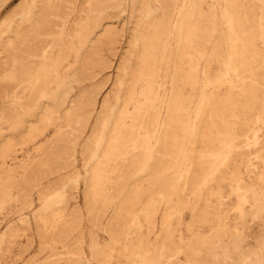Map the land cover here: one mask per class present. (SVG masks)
I'll use <instances>...</instances> for the list:
<instances>
[{"label":"rangeland","instance_id":"1","mask_svg":"<svg viewBox=\"0 0 264 264\" xmlns=\"http://www.w3.org/2000/svg\"><path fill=\"white\" fill-rule=\"evenodd\" d=\"M161 1L0 0V264H141L134 252L138 239L160 264H264V0H240L254 45L239 59H233L234 48L225 46L226 0H208V11L220 23L210 43L199 39L202 30H179L194 0H179L170 30H156L164 11ZM185 33L190 41L182 39ZM215 41L222 47L218 56ZM242 65L257 81L246 96L238 80L251 73L241 71ZM142 71L146 78L137 82ZM221 71H229V81H216ZM186 74L193 75L192 84L185 85ZM61 92L64 101L59 103ZM46 116L49 120H43ZM124 119L132 139L149 125L155 127V139H140L143 150L126 149ZM107 134L114 143L103 144L102 151L110 159L92 163L95 143L108 140ZM156 144L162 154L148 155ZM205 148L217 157L202 158ZM58 188L65 190L64 197L42 211ZM152 199L156 213L151 218L146 207ZM91 205L104 208L99 224ZM133 212H139L142 224L134 232L136 240L119 233L125 223L134 226ZM66 229H71L68 239L60 243ZM162 240L165 246L158 251ZM95 243L107 248V259L93 255ZM172 246H179L178 254Z\"/></svg>","mask_w":264,"mask_h":264},{"label":"bare ground","instance_id":"2","mask_svg":"<svg viewBox=\"0 0 264 264\" xmlns=\"http://www.w3.org/2000/svg\"><path fill=\"white\" fill-rule=\"evenodd\" d=\"M121 1V0H120ZM141 1V0H140ZM149 1V0H148ZM257 1V0H256ZM155 2V1H154ZM158 2V1H157ZM120 3V2H119ZM118 3V4H119ZM178 3H179V0H162L161 1V5L160 6H162L163 7V9H164V11H162L163 12V15H162V17L161 18H159L160 19V22L159 23H156V30H170V27H171V24H172V19H173V15H174V11H175V9H176V6L178 5ZM140 4V3H139ZM150 5V4H149ZM141 6V5H140ZM213 7H214V5H213ZM163 9H161V10H163ZM209 9H212V8H209ZM216 12V11H215ZM145 13V12H144ZM148 13V12H147ZM213 10H211V11H208V0H194V4H192L191 5V7L189 8V10L187 11V13L185 14V15H183L182 17H181V22H180V24H179V30H196V31H203V33L205 34V35H203L201 38H199V39H201V40H203V41H205L206 43H210V42H213V38H215L216 37V33H217V30L220 28L219 27V21H218V19H216L215 17H214V15H213ZM132 14V13H131ZM134 14V13H133ZM158 14V13H157ZM147 15V14H146ZM151 16V15H150ZM161 16V15H160ZM157 17V16H156ZM155 18V17H154ZM24 19V18H23ZM150 19V18H149ZM146 20V19H145ZM141 21V20H140ZM148 21V20H147ZM155 21V20H154ZM137 23V22H136ZM147 23V22H146ZM261 23V22H260ZM154 24V23H153ZM244 24H245V15H244V11H243V5H242V3L240 2V0H226V6H225V8H224V28H223V30H225L226 31V33H227V35L225 36V38H226V42H225V46H226V48L227 49H229V48H234L235 49V51L233 52V56H234V58L233 59H239V58H241V57H244L245 56V53H246V51L250 48V46H253L254 45V40H250V38L248 37V34L246 33V31H245V27H244ZM139 25V24H138ZM141 25V24H140ZM148 25V24H147ZM137 27V26H136ZM153 27V26H152ZM150 29H152V28H150ZM21 30V29H20ZM19 30V31H20ZM141 30V29H140ZM149 30V29H148ZM147 32V31H146ZM154 32V31H153ZM162 32H164V31H162ZM161 32V33H162ZM191 32V31H190ZM159 33V32H158ZM160 33V34H161ZM234 35V38H230V35ZM147 35V34H146ZM158 35V34H157ZM191 35H193V34H191ZM112 38V37H111ZM145 38V37H144ZM190 38H191V36H190V33H185L184 35H182V39H185V40H187V41H190ZM152 39H153V37H152ZM151 39V40H152ZM147 41V40H146ZM139 42V41H138ZM151 42V41H150ZM150 42H147V43H150ZM142 43H143V41H142ZM153 43V42H152ZM164 43V42H163ZM189 43V42H188ZM139 44V43H138ZM145 44V43H144ZM232 44L234 45V46H232ZM164 45V44H163ZM214 45H215V48L217 49V54H216V56H218V50H222V47L220 48V46H221V44H220V42L219 41H215V43H214ZM146 46H147V44H146ZM149 46V45H148ZM159 46V45H158ZM157 46V47H158ZM166 46V45H165ZM192 46V45H191ZM145 48V47H144ZM153 48H155V47H153ZM161 48V47H160ZM149 49L151 50V47H149ZM162 49V48H161ZM146 50H147V48H146ZM139 52V51H138ZM192 52V51H191ZM162 53V52H161ZM140 54V53H139ZM145 54H147V53H145ZM144 55H142V57H143ZM148 56V55H147ZM145 57V56H144ZM190 58H193V57H191L190 56ZM257 58V57H256ZM232 59V58H231ZM145 60V59H144ZM148 60V59H147ZM149 61V60H148ZM148 61H146V62H148ZM143 62V61H142ZM152 62H154L153 60H152ZM193 62V59H192V61L190 62V64ZM155 63H157V62H155ZM151 64V63H150ZM153 64V63H152ZM161 64V63H160ZM142 65V64H141ZM148 65H149V63H148ZM156 65V64H155ZM152 66V65H151ZM150 66V67H151ZM157 66V65H156ZM186 66H188V65H185V67ZM236 66V65H235ZM128 67V66H127ZM146 67V66H145ZM184 67V68H185ZM240 67V70L242 71H247L248 73H251V77L249 76H239V78H240V80H238V83H239V85L240 86H242V88H243V93H242V96L244 95V96H246L247 94H248V90H249V88H248V86H255L256 84H257V81H256V79L254 78V73H253V71L249 68V66H245V65H242V66H239ZM238 67V68H239ZM143 69V68H142ZM141 69V70H142ZM126 70V69H125ZM127 70H128V68H127ZM160 70V69H159ZM158 70V71H159ZM182 70H184V69H182ZM193 70H195L194 68H193ZM133 71H135V70H133ZM144 71H145V68H144ZM146 71H147V69H146ZM145 71V72H146ZM150 71V70H149ZM152 71V70H151ZM150 71V72H151ZM178 71V70H177ZM191 71V70H190ZM39 72V71H38ZM186 72H188V71H186ZM236 72V71H235ZM64 73H66V72H64ZM127 73V72H126ZM147 73H148V71H147ZM154 73V72H153ZM190 74H191V72H189ZM69 73H67V75H68ZM131 74V73H130ZM183 74V73H182ZM181 74V75H182ZM190 74H186V76H185V80H184V82H185V85H186V83L188 84H190L191 82H193L192 80H193V75L191 76ZM61 75V74H60ZM72 75H73V73H72ZM125 75V74H124ZM134 75V74H133ZM132 75V76H133ZM138 75H140V74H138ZM148 75H150V74H148ZM176 75H177V73H176ZM180 75V76H181ZM228 75H229V71H221V72H219V73H217L216 74V76H215V78L217 79L216 81H218V82H227V81H229V77H228ZM69 76V75H68ZM145 75H144V73H143V71H142V74L140 75V77H138L139 78V80L137 81V82H139V81H142L143 79H145L146 77H144ZM151 76V75H150ZM183 76V77H184ZM72 77V76H71ZM177 77V76H176ZM183 77H182V79H183ZM73 78H74V76H73ZM125 78V77H124ZM133 78H134V76H133ZM39 79H40V77H39ZM60 79V78H59ZM65 79V78H64ZM126 79V78H125ZM129 79V78H128ZM148 79V78H147ZM157 79V78H156ZM75 80H76V78H75ZM74 80V81H75ZM151 80V79H150ZM154 80H155V78H154ZM35 81V80H34ZM72 81V80H71ZM122 81V80H121ZM134 81V80H133ZM181 81V80H180ZM195 81H197V80H195ZM194 81V82H195ZM58 82H59V80H58ZM58 82H57V84H58ZM127 82V81H126ZM128 82H130V81H128ZM56 83V82H55ZM121 83V82H120ZM176 83V82H175ZM65 84H67V83H65ZM124 84V83H123ZM122 84V85H123ZM136 84V83H135ZM150 84V83H149ZM192 84V83H191ZM220 84V83H219ZM56 85V84H55ZM59 85H61V86H63L62 84H59ZM69 85V84H68ZM121 85V84H120ZM127 85H129L127 88H129V87H131L130 86V84H127ZM140 85V84H139ZM157 85H158V83H157ZM176 85V84H175ZM178 85V84H177ZM179 85H180V83H179ZM215 85V84H214ZM228 85V84H227ZM226 85V86H227ZM259 85V84H258ZM132 86L134 87V84H132ZM150 86V85H149ZM153 86V85H152ZM156 86V85H155ZM184 86V85H183ZM57 87V86H56ZM67 87V86H66ZM69 87V86H68ZM67 87V88H68ZM136 87V86H135ZM147 87V86H146ZM181 87H182V85H181ZM216 87H218V85L216 86ZM229 87H231V86H229ZM52 88V87H51ZM54 88V87H53ZM58 88H59V86H58ZM69 88H71V87H69ZM174 89H175V87H173ZM177 89H178V87H176ZM180 88V87H179ZM66 89V88H65ZM124 89V88H123ZM148 89H149V87H148ZM53 90H55V89H53ZM133 90H136V89H133ZM132 90V91H133ZM176 90V89H175ZM175 90H173L174 92H175ZM63 91V90H62ZM130 91V90H129ZM178 91V90H177ZM179 91H182V89L181 90H179ZM60 92V91H59ZM120 92H121V90H120ZM250 92V91H249ZM150 93V92H149ZM151 93H153V92H151ZM177 93V92H176ZM183 93V92H182ZM125 94H127V93H125ZM154 94V93H153ZM122 95V94H121ZM133 95V94H132ZM131 95V97H133ZM172 96L174 95V94H171ZM178 95V94H177ZM251 95V94H250ZM127 96V95H126ZM155 96V95H154ZM167 96V95H166ZM178 96H180V95H178ZM241 96V97H242ZM57 97H58V102L59 103H61L62 101H64V96L62 95V92L61 93H59L58 95H57ZM118 97H119V95H118ZM128 98H129V95L127 96ZM126 97V98H127ZM136 97V96H135ZM174 97V96H173ZM181 97V96H180ZM182 97H185V96H182ZM125 98V97H124ZM134 98V97H133ZM152 98H153V96H152ZM159 98V97H158ZM162 98H164V97H162ZM231 98V97H230ZM118 99V98H117ZM135 99V98H134ZM151 99V98H150ZM179 100H180V98H178ZM182 99V98H181ZM241 98H238L236 101H239ZM120 100V99H119ZM127 100V99H126ZM138 100V99H137ZM171 100V99H170ZM173 100V99H172ZM186 100V99H185ZM35 101V100H34ZM139 101V100H138ZM152 101H153V99H152ZM154 101H156V100H154ZM175 101V100H174ZM178 101V100H177ZM183 101L184 100H180V102H182L183 103ZM230 101V99L228 100V102ZM129 102V101H128ZM140 102V101H139ZM150 102V101H149ZM162 102H163V100H162ZM186 102V101H185ZM234 102V101H233ZM56 103V102H55ZM83 103V102H82ZM126 103V102H125ZM131 103V102H130ZM164 103V102H163ZM231 104H232V102H230ZM58 104V103H57ZM178 104V103H177ZM180 104V103H179ZM237 103H235V105H236ZM125 105V104H124ZM127 105H128V103H127ZM170 105V104H169ZM182 105V104H181ZM228 105H229V103H228ZM234 105V106H235ZM49 106V105H48ZM56 106V105H55ZM61 106H62V104H61ZM120 106H121V104H120ZM140 106H142V103H141V105ZM145 106V105H144ZM162 106V105H161ZM187 106V105H186ZM205 106V105H204ZM45 107V106H44ZM57 107H59L58 105H57ZM82 107V106H81ZM80 107V108H81ZM122 107V106H121ZM128 107V106H127ZM139 107V106H138ZM171 107V106H170ZM183 107H185V106H183ZM50 108V107H49ZM142 108V107H141ZM149 108V107H148ZM173 108V107H172ZM175 108V107H174ZM232 108V107H231ZM62 109V108H61ZM117 109H118V107H117ZM128 109V108H127ZM145 109H146V107H145ZM159 109H160V107H159ZM188 109H189V107H188ZM121 110H122V108H121ZM150 110V109H149ZM176 110V109H175ZM174 110V111H175ZM190 110V109H189ZM201 110V109H200ZM199 110V111H200ZM202 110H203V108H202ZM116 111H118V110H116ZM129 111V110H128ZM128 111H126V112H128ZM188 111V110H187ZM46 112H48V111H46ZM66 112V111H65ZM130 112V111H129ZM128 112V113H129ZM205 112V111H204ZM58 113V112H57ZM121 113H122V111H121ZM123 113H125V110H124V112ZM122 113V114H123ZM133 113V112H132ZM144 113V112H143ZM148 113V112H147ZM198 113H200V112H198ZM117 114V113H116ZM115 114V115H116ZM130 114V113H129ZM138 114H139V112H138ZM168 114V113H167ZM79 115V114H78ZM121 115V114H120ZM132 115V114H131ZM143 115V114H142ZM148 115V114H147ZM160 115H161V113H160ZM159 115V116H160ZM173 115V114H172ZM175 115V114H174ZM198 115V114H197ZM133 116V115H132ZM138 116V115H137ZM71 117V116H70ZM104 117V116H103ZM145 117V116H144ZM174 117V116H173ZM68 118V117H67ZM72 118V117H71ZM71 118H69V119H71ZM74 118V117H73ZM76 118H77V120H79V121H81V119H82V116H76ZM125 118V117H124ZM134 118V117H133ZM138 118V117H137ZM140 118H142V117H140ZM151 118V117H150ZM209 118H210V116H209ZM18 119H21V118H18ZM49 120V117L48 116H46L45 118L43 117V120ZM104 119H105V117H104ZM114 119H115V117H114ZM113 119V120H114ZM126 119V118H125ZM122 120V124H123V128H122V132L124 133V138L122 137V139H124L125 140V145H126V149H128V150H135V149H137V148H140V150H143V149H141V147H139V145H140V143L141 142H139V140L140 139H142L141 141H143V142H145V143H147V142H150V141H152V140H154L155 139V136H156V130H155V127L153 128V126H151L150 127V125L146 128V130H145V133L141 136V135H139L137 138V140L135 139H132L131 137H132V132L130 131V130H128L127 129V125L129 124H127V121L126 120ZM132 119V118H131ZM136 119V118H135ZM147 119V118H146ZM153 119V118H152ZM151 119V120H152ZM200 119V118H199ZM21 120H23V119H21ZM40 120V119H39ZM51 120V119H50ZM75 121H76V119H74ZM120 120V119H119ZM128 120V119H127ZM134 120V119H133ZM141 120V119H140ZM158 120H160V119H158ZM175 120V119H174ZM15 121V120H14ZM71 121V120H70ZM75 121H73V124H75L74 122ZM116 121V120H115ZM114 121V122H115ZM118 121V120H117ZM145 121V120H144ZM150 121V120H149ZM18 122V121H17ZM24 122V121H23ZM166 122V121H165ZM173 121L171 120V123H172ZM71 123V122H70ZM79 123V122H78ZM110 123V122H109ZM139 123V122H138ZM137 123V124H138ZM144 123V122H143ZM149 123V122H148ZM175 123V122H174ZM173 123V124H174ZM177 123V122H176ZM175 123V124H176ZM73 124H71L72 126H73ZM112 124H113V122H112ZM116 124V123H115ZM153 124V123H152ZM172 124V125H173ZM182 124V123H181ZM78 125V124H77ZM119 125V124H118ZM130 125V124H129ZM128 125V126H129ZM144 125H146V124H144ZM156 125V124H155ZM69 126V125H68ZM111 126V125H110ZM110 126H109V128H110ZM136 126V125H135ZM135 126H133V127H135ZM170 126H171V124H170ZM169 126V127H170ZM32 127H33V125H32ZM74 127V126H73ZM114 127H115V125H114ZM118 127V126H117ZM130 127V126H129ZM141 127H143V126H141ZM141 127H140V129H141ZM164 127H166V126H164ZM72 128V127H71ZM126 128V129H125ZM157 128V127H156ZM61 129V128H60ZM113 129V128H112ZM115 129V128H114ZM113 129V130H114ZM132 129V128H131ZM137 129V128H136ZM163 129V128H162ZM171 129V128H170ZM209 129V128H208ZM28 130V129H27ZM108 130V129H107ZM110 130H111V128H110ZM126 130V131H125ZM41 131H42V129H41ZM45 131V130H44ZM117 131V130H116ZM141 131H142V129H141ZM208 131V130H207ZM206 131V132H207ZM210 131H211V129H210ZM109 132V131H108ZM135 132V131H134ZM209 132V131H208ZM227 132V131H226ZM106 133V132H105ZM114 133H116L115 131H114ZM132 133V134H131ZM212 132H210V134H211ZM109 134V133H108ZM106 135V136H109V135ZM113 134V133H112ZM135 134V133H134ZM140 134V133H139ZM197 134V133H196ZM209 134V135H210ZM31 135V134H30ZM67 135V134H66ZM120 135V134H119ZM213 135V134H212ZM105 136V135H104ZM105 136V137H106ZM229 136V135H228ZM116 137V136H115ZM215 137V136H214ZM62 138V137H61ZM75 138V137H74ZM110 138H111V140H112V137H110L109 136V139L108 140H105L104 138H102V139H99L98 140V142H96L94 139L92 140V141H95L96 143V145H95V151L93 152V154H91L92 156V163H95V162H99L100 163V160L102 159V157H110L109 155H107V154H105L102 150V148H103V146L106 144V143H108V141H109V144H113L112 142L110 143ZM160 138V137H159ZM178 139V138H177ZM206 139H208L207 137H206ZM63 140H65V138L63 139ZM165 140H168V139H165ZM194 140V139H193ZM208 140H210V139H208ZM59 141H60V137H59ZM68 141V140H67ZM121 141V140H120ZM211 141H212V139H211ZM117 142V141H116ZM124 142V141H123ZM209 142V141H208ZM61 143H62V141H61ZM118 143V142H117ZM191 143H193L192 141H191ZM212 143V142H211ZM5 144V143H4ZM69 144V143H68ZM67 144V145H68ZM104 144V145H103ZM119 144H120V142H119ZM124 144V143H123ZM64 145V144H63ZM66 145V144H65ZM108 145V144H107ZM125 145H122V146H125ZM145 145V144H144ZM143 145V146H144ZM119 146V145H118ZM220 146V145H219ZM218 146V147H219ZM18 147V146H17ZM64 148H66L65 146H63ZM62 147V148H63ZM104 147H106V146H104ZM109 147V146H108ZM149 147V146H148ZM206 147V146H205ZM220 147H222V146H220ZM23 148V147H22ZM60 148V147H59ZM71 148V147H70ZM110 148H113V147H109V149ZM117 148H119V147H117ZM125 148V147H124ZM223 148V147H222ZM69 149V148H68ZM107 149V148H106ZM109 149H107V150H109ZM120 149V148H119ZM118 149V150H119ZM123 149V148H122ZM10 150H12V149H10ZM65 150V152H66V149H64ZM71 150V149H70ZM111 150V149H110ZM118 150H116V151H118ZM147 150H149V152H148V155H160V154H162L161 153V150L159 149V147H158V145L156 144V145H153V147L151 146V148L150 149H147ZM9 151V150H8ZM56 151V150H55ZM58 151H60V150H58ZM69 151V150H68ZM120 151V150H119ZM145 151V150H144ZM108 153H109V151H107ZM114 152V151H113ZM140 152V151H139ZM220 152V151H219ZM1 153V152H0ZM59 153H62V151L61 152H59ZM58 153V154H59ZM111 153V152H110ZM109 153V154H110ZM134 153V152H133ZM132 153V154H133ZM142 153V152H141ZM195 153V152H194ZM63 154L65 155V153L63 152ZM113 154V153H112ZM119 154V153H118ZM128 154V153H127ZM146 154V153H145ZM196 154V153H195ZM198 154V153H197ZM62 155V154H61ZM148 155H146L144 158H143V162H142V166H141V168H144L145 166H146V161H147V159H148ZM175 155V154H174ZM201 156H202V158L203 157H208V158H216L217 156L215 155V154H213L210 150H208V149H204L202 152H201V154H200ZM56 156V155H55ZM63 156V155H62ZM90 156V155H89ZM88 156V157H89ZM173 156V155H172ZM2 157V156H1ZM60 157V156H59ZM66 157V156H65ZM71 157V156H70ZM112 157V156H111ZM125 157V156H124ZM164 157V156H163ZM167 157V156H166ZM39 158V157H38ZM53 158H55L54 156H53ZM68 158V157H67ZM117 158H119V157H117ZM188 158V157H187ZM57 159V158H56ZM59 159V158H58ZM110 159V158H109ZM86 160H87V158H86ZM174 160V159H173ZM192 159H190V161H191ZM208 160V159H207ZM213 160V159H212ZM217 160V159H216ZM64 161V160H63ZM104 160L102 159V162H103ZM114 161V160H113ZM197 161H198V159H197ZM107 162H108V159H107ZM111 162V161H110ZM116 162V161H115ZM127 162V161H126ZM33 163V162H32ZM88 163V162H87ZM98 163V164H99ZM132 163V162H131ZM154 163V162H153ZM173 163V162H172ZM187 163V162H186ZM199 163V162H198ZM57 164V163H56ZM61 164V163H60ZM111 164H113V162L111 163ZM133 164V163H132ZM132 164H128V165H132ZM134 164H136V163H134ZM178 164H179V162H178ZM178 164H176V166L178 165ZM189 164V163H188ZM187 164V165H188ZM43 165V164H42ZM46 165V164H45ZM90 165V164H89ZM94 165V164H93ZM106 165V164H105ZM124 165V164H123ZM61 166H63V163H62V165ZM91 166V165H90ZM89 166V167H90ZM99 166V165H98ZM120 166H122V165H120ZM126 166H127V164H126ZM191 166H192V164H191ZM190 166V167H191ZM39 167H41V166H39ZM92 167V166H91ZM97 167V166H96ZM100 167V166H99ZM127 167H129V166H127ZM42 168V167H41ZM56 168V167H55ZM59 168H61V167H59ZM103 168H105L104 166H103ZM147 168H148V166H147ZM172 168V167H171ZM180 168V167H179ZM120 169H121V167H120ZM186 169V168H185ZM190 169V168H189ZM188 169V170H189ZM46 170V169H45ZM127 170H129V169H127ZM131 170V169H130ZM118 171V170H117ZM120 171V170H119ZM123 171H125V170H123ZM149 171V170H148ZM151 171V170H150ZM121 172V171H120ZM127 172V171H126ZM152 172H154V171H152ZM169 172V171H168ZM194 172V171H193ZM124 173V172H123ZM146 173H148V172H146ZM171 173V172H170ZM254 173V172H253ZM95 174V173H94ZM94 174L93 175H91V177L92 176H94ZM131 174H132V172H131ZM130 174V175H131ZM161 174H163V173H161ZM172 174V173H171ZM186 174V173H185ZM194 174H195V172H194ZM129 175V176H130ZM146 176H152V174H145ZM154 175V174H153ZM164 175V174H163ZM167 175H169L168 173H167ZM122 176V175H121ZM127 177H128V175H126ZM125 176V177H126ZM157 176V175H156ZM165 176V175H164ZM170 176V175H169ZM176 176H178V175H176ZM175 176V177H176ZM119 177V176H118ZM124 177V176H123ZM126 177V179H127V181L129 180L128 178ZM154 178H155V176H153ZM160 177V176H159ZM181 177V176H180ZM186 177V176H185ZM103 177H101V179H102ZM120 178V177H119ZM153 178V179H154ZM163 178V177H162ZM172 178V177H171ZM187 178V177H186ZM98 179V178H97ZM126 179L125 178H123V180L124 181H126ZM143 179V178H142ZM150 179H152V178H150ZM152 179V180H153ZM178 179V178H177ZM189 179V178H188ZM92 180V179H91ZM99 180V179H98ZM122 180V179H121ZM148 180V179H147ZM146 180V181H147ZM151 180V181H152ZM160 180H162L161 179V177H160ZM167 180V179H166ZM100 181H102V180H100ZM104 181V180H103ZM111 181V180H110ZM116 181H118V179L116 178ZM120 181V180H119ZM119 181H118V184H120L119 183ZM123 181V182H124ZM146 181H144V183L146 182ZM150 181V182H151ZM157 181H158V179H157ZM172 181V180H171ZM174 181H176V180H174ZM188 181V180H187ZM92 182V181H91ZM122 182V181H121ZM137 182V181H136ZM139 183H140V181H138ZM147 182H149V181H147ZM154 182V181H153ZM152 182V183H153ZM168 182V181H167ZM99 183V182H98ZM166 182H164V184H165ZM185 183V182H184ZM183 183V184H184ZM188 183V182H187ZM102 184V183H101ZM115 184V183H114ZM113 184V185H114ZM123 184V183H122ZM143 184V183H142ZM147 184V183H146ZM171 184V183H170ZM94 185V184H93ZM99 185V184H98ZM107 185V184H106ZM124 185V184H123ZM139 185V184H138ZM153 185V184H152ZM179 185V184H178ZM182 185V184H181ZM189 185V184H188ZM91 186V185H90ZM161 186V185H160ZM184 186V185H183ZM132 187V186H131ZM180 187V186H179ZM194 187V186H193ZM93 189H92V191L91 192H93V194H94V191H95V187H92ZM99 188H102L101 186L99 187ZM111 188V187H110ZM117 188V187H116ZM133 188H136V187H133ZM158 188V187H157ZM162 188V187H161ZM160 188V189H161ZM167 188V187H166ZM177 188V187H176ZM176 188H174L175 190H176ZM96 189H98V188H96ZM153 189V188H152ZM163 189H165V188H163ZM173 189V190H174ZM196 189H197V187H196ZM70 190V189H69ZM114 190V189H113ZM112 190V191H113ZM128 190V189H127ZM126 190V191H127ZM132 190V189H131ZM138 190H139V188H138ZM179 190V189H178ZM178 190H176V191H178ZM145 191H147V190H145ZM160 191V190H159ZM163 191V190H162ZM205 191V190H204ZM98 192V191H97ZM100 192H101V190H100ZM106 192H108V191H106ZM105 192V193H106ZM114 192V191H113ZM129 191H127V193H128ZM158 192V191H157ZM181 192V191H180ZM184 192V191H183ZM49 193H51V192H49ZM64 193H65V190H63V189H61V188H58V189H56L55 191H53L52 192V194L50 195V201L47 203V205L42 209V211H46V210H49L50 208H51V204H55V203H58V202H60V199L62 198V197H64ZM90 193V192H89ZM125 193V192H124ZM131 193V191L128 193V194H130ZM143 193V192H142ZM148 193V192H147ZM146 193V194H147ZM176 193V192H175ZM101 194H103V193H101ZM101 194H99V195H101ZM113 194V193H112ZM128 194H126V195H128ZM133 194V193H132ZM145 194V195H146ZM149 194V193H148ZM177 194V193H176ZM118 195V194H117ZM125 195V194H124ZM133 195H135V194H133ZM139 195H140V193H139ZM162 195L163 194H161V196H160V198L162 197ZM18 196V195H17ZM96 196V195H95ZM107 196V195H106ZM113 196V195H112ZM112 196H110V197H112ZM151 196H153V195H151ZM158 196H159V194H158ZM164 196V195H163ZM91 201H92V203H94V201H93V195L91 194ZM116 197V196H115ZM124 197V196H123ZM126 197V196H125ZM125 197L123 198V199H125ZM130 197V196H129ZM140 197H141V195H140ZM143 197H145L144 195L142 196V198ZM166 197V196H165ZM185 197V196H184ZM190 197H191V195H190ZM100 198V197H99ZM107 198V197H106ZM112 198H114V196L112 197ZM122 198V197H121ZM138 198V197H137ZM164 198V197H163ZM27 199V198H26ZM123 199H122V202H123ZM131 199V198H130ZM129 199V200H130ZM133 199H136V197H134ZM140 199V198H139ZM150 199V198H149ZM167 199V198H166ZM95 200H96V197H95ZM113 200V199H112ZM121 200V199H120ZM119 200V201H120ZM143 200V199H142ZM187 200H189V199H187ZM131 201V200H130ZM98 202V201H97ZM99 202H100V200H99ZM104 202H105V200H104ZM108 202H109V200H108ZM111 202V201H110ZM127 202V201H126ZM136 202H137V200H136ZM158 202V201H157ZM164 202H165V200H164ZM112 203V202H111ZM124 203V202H123ZM122 203V204H123ZM129 203V202H128ZM139 203V202H138ZM162 203H163V201H162ZM161 203V204H162ZM113 204V203H112ZM158 204V203H157ZM171 205H172V203H170ZM174 204V203H173ZM9 205V204H8ZM104 205V204H103ZM127 205V204H126ZM125 205V206H126ZM131 205H132V203H131ZM166 205H169V204H166ZM178 205V204H177ZM186 205V204H185ZM13 206V205H12ZM92 207V210H94L95 212L92 214V215H96V221H97V223L99 224L100 223V221H101V219H102V217H103V215H104V208H102V209H96L95 207L93 208V205H91ZM117 206H119V205H117ZM136 206V205H135ZM133 207V206H132ZM143 207V206H142ZM156 199L154 200V199H152L151 201H149V203H148V206L146 207V211H147V213H146V215H147V217H153L154 215H155V213H156ZM162 207V206H161ZM165 207V206H164ZM181 207V206H180ZM5 208V207H4ZM138 208V207H137ZM116 209V208H115ZM129 210V209H128ZM174 210H176V209H174ZM119 211V210H118ZM123 211V210H122ZM143 211V210H142ZM173 210H171V212H172ZM195 211H197V210H195ZM124 212V211H123ZM167 212V211H166ZM173 212H175V211H173ZM35 213V212H34ZM133 213H135V212H133ZM139 213V212H138ZM138 213H135L134 215H133V223L134 224H132V225H134V226H130L129 224H127V223H125V226H122L121 227V229H119V233H121V234H124L126 237H130V238H132L133 240H136L135 239V235H134V232H136V231H139L140 229L139 228H142V227H140V225H142L141 224V221H139L140 220V215L138 214ZM165 213V212H164ZM163 213V214H164ZM177 213H179V211H177ZM176 213V214H177ZM59 214V213H58ZM115 214V213H114ZM128 214V213H127ZM131 214V213H130ZM158 214H159V212H158ZM36 215V214H35ZM56 215V214H55ZM142 215H143V212H142ZM145 215V214H144ZM172 215H173V213H172ZM171 215V216H172ZM175 215V214H174ZM178 215H181V214H178ZM164 217H165V215H163ZM131 217V216H130ZM176 218H177V216H175ZM61 218V217H60ZM128 218H129V216H128ZM95 219V218H94ZM154 219V218H153ZM168 219V218H167ZM172 219H173V216H172ZM45 220V219H44ZM157 220V219H156ZM148 221V220H147ZM167 221V220H166ZM165 221V222H166ZM112 221H110V222H108V224H110ZM156 222V221H155ZM170 222V221H169ZM172 222H173V220H172ZM137 223H139V225L137 224ZM46 224V223H45ZM75 224V223H74ZM146 224V223H145ZM162 224V223H161ZM11 225V224H10ZM53 225H54V223H53ZM68 225V224H67ZM72 225V224H71ZM156 225V224H155ZM163 225V224H162ZM171 225V224H170ZM62 227H64V226H62ZM107 227H108V225H107ZM134 227V228H133ZM66 228V227H65ZM118 228V227H117ZM166 229H167V226L165 227ZM170 228V227H169ZM74 229H75V227H74ZM70 231H71V229H69ZM69 230H63V232H62V235H60L59 237V241H60V243H62L63 241H65L66 239H68V236H69ZM107 230H108V228H107ZM163 230V229H162ZM161 230V231H162ZM234 230V229H233ZM171 231V230H170ZM175 231V230H174ZM250 231V230H249ZM167 232V231H166ZM165 232V233H166ZM169 232V231H168ZM218 232V231H217ZM118 233V232H117ZM164 233V232H163ZM167 234H169V233H167ZM170 234H171V232H170ZM215 234V233H214ZM214 234H213V236H214ZM237 234V233H236ZM161 235V234H160ZM244 236V235H243ZM160 237V236H159ZM158 237V238H159ZM163 237H164V235H163ZM168 237V236H167ZM171 238V237H170ZM212 239V238H211ZM77 240V239H76ZM75 240V241H76ZM118 240V239H117ZM156 240H160V239H156ZM198 240V239H197ZM169 241V240H168ZM167 241V243H169ZM79 242V241H78ZM81 242V241H80ZM232 242H233V240H232ZM58 243V242H57ZM76 243V242H75ZM155 244V243H154ZM165 244V240H162V241H159L158 242V245L159 246H157L156 247V249L158 250V251H160V250H162L163 248H164V245ZM75 245V244H74ZM79 245V244H78ZM199 245V244H198ZM81 246V245H80ZM155 246V245H154ZM169 246V245H168ZM233 246V245H232ZM79 247V246H78ZM173 247V246H172ZM175 247V246H174ZM172 248V251H175L176 253L175 254H178L179 253V246H176V248ZM52 248V247H51ZM75 248V247H74ZM81 248V247H80ZM169 248V247H168ZM171 248V247H170ZM233 248V247H232ZM76 249V248H75ZM240 249V248H239ZM81 250V249H80ZM199 250H200V246H199ZM198 250V251H199ZM233 250H235L234 248H233ZM78 251V250H77ZM93 251H94V256H101V257H103L102 259H104V258H106L107 259V257H109V253H108V251H107V248L106 247H102V246H99L97 243H95V244H93ZM189 251V250H188ZM237 251H238V249H237ZM76 252V251H75ZM81 252V251H80ZM79 252V253H80ZM135 255L136 256H138L139 257V259H140V261L142 262L141 264H160V262H159V258L158 257H156V256H154V255H152V250L150 249V247H149V245L148 244H146L145 242H144V240H142V239H138V243L136 244V246H135ZM170 252V251H169ZM194 252V251H193ZM209 252V251H208ZM236 252V251H235ZM189 253V252H188ZM195 253V252H194ZM198 253V252H197ZM237 253V252H236ZM54 254V253H53ZM214 254V253H213ZM245 254H247L246 252H245ZM50 255H52V254H50ZM73 255H74V253H73ZM188 255H191V253L190 254H188ZM197 254H194V256H196ZM208 255V254H207ZM215 255H216V253H215ZM248 255V254H247ZM75 256H76V254H75ZM209 256H210V254H209ZM222 256V255H221ZM225 256V255H224ZM236 256V255H235ZM239 256H241V255H239ZM244 256V255H243ZM243 256H241V260H242V257ZM71 257V256H70ZM190 257V256H189ZM248 257H250V256H248ZM253 257V256H252ZM76 258V257H75ZM197 258V257H196ZM210 258V257H209ZM221 258V257H220ZM232 258V257H231ZM238 258V257H237ZM245 258V257H244ZM53 259H55V258H53ZM53 259H50V261L52 262V260ZM97 259H98V257H97ZM201 259V258H200ZM215 258H213L212 260H214ZM216 259H218L217 257H216ZM222 259H223V257H222ZM221 259V260H222ZM235 259V258H234ZM72 260V259H71ZM77 259H75V261H76ZM79 260V259H78ZM82 259H80V261H81ZM95 260V259H94ZM99 260V259H98ZM220 259H219V261H221ZM48 261V260H47ZM53 261H55V260H53ZM79 261V262H80ZM201 261V260H200ZM204 261H207V260H203V262ZM229 261V260H228ZM235 261V260H234ZM50 262V263H51ZM209 262V261H208ZM207 262V263H208ZM227 262V261H226ZM55 263H56V261H55ZM99 263V262H98ZM221 263V262H220ZM219 263V264H220ZM228 263V262H227ZM236 263V262H235ZM77 264V263H76ZM213 264V263H212ZM222 264V263H221ZM224 264V263H223ZM230 264V263H229ZM240 264V263H239Z\"/></svg>","mask_w":264,"mask_h":264}]
</instances>
